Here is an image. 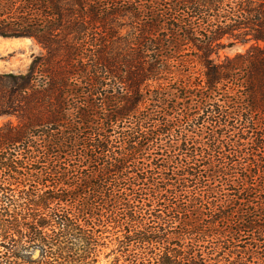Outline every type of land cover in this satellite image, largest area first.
<instances>
[{"label":"trees","instance_id":"1","mask_svg":"<svg viewBox=\"0 0 264 264\" xmlns=\"http://www.w3.org/2000/svg\"><path fill=\"white\" fill-rule=\"evenodd\" d=\"M0 37L41 47L0 73V264H264V0H0Z\"/></svg>","mask_w":264,"mask_h":264},{"label":"rangeland","instance_id":"2","mask_svg":"<svg viewBox=\"0 0 264 264\" xmlns=\"http://www.w3.org/2000/svg\"><path fill=\"white\" fill-rule=\"evenodd\" d=\"M22 39L27 38L0 37V73H25L32 61V56L41 52V47L30 38H28L29 41L25 44L19 46L11 45V42ZM250 46L251 43L245 45L237 44L220 51L216 58L223 59L225 56H234L245 52ZM9 121H15V119L0 117V126Z\"/></svg>","mask_w":264,"mask_h":264},{"label":"bare ground","instance_id":"3","mask_svg":"<svg viewBox=\"0 0 264 264\" xmlns=\"http://www.w3.org/2000/svg\"><path fill=\"white\" fill-rule=\"evenodd\" d=\"M28 41H29L28 38L27 39H22V40H15V41L11 42V45L19 46V45L25 44Z\"/></svg>","mask_w":264,"mask_h":264}]
</instances>
